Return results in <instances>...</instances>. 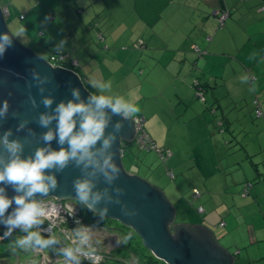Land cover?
<instances>
[{
	"label": "crops",
	"instance_id": "0c3cea01",
	"mask_svg": "<svg viewBox=\"0 0 264 264\" xmlns=\"http://www.w3.org/2000/svg\"><path fill=\"white\" fill-rule=\"evenodd\" d=\"M41 1L50 5L47 0ZM100 1L74 0V7L85 6L78 8L79 19L75 21L84 19L94 25L82 22L79 31L74 23L57 25L56 36L47 37L49 44L78 63L74 71L92 95L113 99L127 95L129 102L140 109L133 118L143 115V127L150 140L159 150L170 152L163 159H182L175 162V170L171 171L176 191L184 197L183 201L191 195V207L196 200L204 211L202 219L193 210L185 212L193 217L187 225L209 230L216 243L232 256L233 264H264V0H119L123 4L108 13ZM35 8L39 9V17L48 10L42 5ZM223 10L229 15L219 26L216 13ZM26 18L24 15L20 21ZM38 34L46 35L41 29ZM60 42H64L62 47ZM138 44L140 48L136 49ZM253 53L255 57L250 58ZM113 63L121 70L114 68ZM98 77L97 84L94 80ZM242 77H247V81L243 82ZM128 78L136 79L135 86L141 90L152 78L166 79L167 85H163L171 86L182 110L178 115L175 104V123L186 138V152L180 145V138L184 144L185 138L179 133L174 134L173 147L166 140L165 145L158 144L163 141L160 122L154 111L145 106L137 89L129 91L132 85L124 82ZM109 81L111 87L101 91V85ZM193 81L204 91L203 102L194 95ZM148 86L152 87L150 83ZM256 100L262 113L259 117L253 103ZM232 109L242 112L231 118L228 113ZM218 111L221 120L216 121ZM187 115L195 121L200 117L199 128L204 137L199 142L190 137L186 121L181 124L177 120ZM146 122L151 125L149 132ZM214 127L219 132L224 130V135H230L229 141L239 146L228 150L224 147L219 156L225 152L226 164L219 159L204 170L200 159L206 156L200 149L207 139L205 132L213 135ZM135 162L137 158H132L131 167L138 169ZM188 167L196 169L201 181L192 189L183 183ZM238 170L242 175L234 173ZM245 183L251 187L245 196H240ZM193 189L199 191L198 197L189 193ZM15 264L21 262L17 259Z\"/></svg>",
	"mask_w": 264,
	"mask_h": 264
},
{
	"label": "water",
	"instance_id": "95a60500",
	"mask_svg": "<svg viewBox=\"0 0 264 264\" xmlns=\"http://www.w3.org/2000/svg\"><path fill=\"white\" fill-rule=\"evenodd\" d=\"M6 14V8L0 7V35L8 34L12 39L11 46L6 47L4 55L0 57V106L5 100L10 105L7 117L0 119V137L4 132L11 130L9 139L19 140L23 144L21 159L34 156L36 149L41 147L59 151L61 146L57 143L58 137L49 145L42 140V135L49 129L55 131L56 122L53 121L49 128H43L38 123L39 116L52 114L53 109L61 102L88 103L92 94L77 73L62 67H52L46 60L21 46L7 29ZM33 71L38 74L39 80L33 78ZM45 78L46 82L40 83ZM41 88L44 89L43 93L40 92ZM73 89L79 91V101L74 100ZM29 97L35 99V107L29 102ZM45 97L53 100L51 108H45L41 103ZM105 111L111 117L106 135L113 132L116 123L122 124L120 132L116 133L117 141L109 150L113 154V161L120 168L118 179L108 184L99 174L95 178L87 177L86 172L91 169L82 173L81 168L70 163L61 172L55 169L46 170V175L56 177L57 188L47 196L36 194L34 199L79 202L73 181L77 178H90L95 184L92 191L101 195V200L95 205L93 212L99 214L102 209L107 208L108 212L104 218L131 228L139 236L143 247L156 259L165 264H233L232 256L216 243L209 230L198 225H174L175 209L164 193L148 181L125 171L122 156L126 145L133 142L134 121L112 115L110 109ZM22 121H27V124L17 131ZM99 146L98 142L97 147ZM63 147L67 148V144ZM0 157L7 163L8 154L3 149H0ZM2 167L3 164H0V168ZM0 187L5 188L9 198L18 195L10 185L0 184ZM117 189L122 192L118 194ZM109 197L112 202H109ZM116 200L120 203H115ZM122 206L129 212L134 211L135 215L125 216L121 212ZM15 207L13 203L5 213V218ZM0 228H5L3 223H0Z\"/></svg>",
	"mask_w": 264,
	"mask_h": 264
},
{
	"label": "clouds",
	"instance_id": "9594fccd",
	"mask_svg": "<svg viewBox=\"0 0 264 264\" xmlns=\"http://www.w3.org/2000/svg\"><path fill=\"white\" fill-rule=\"evenodd\" d=\"M24 31V28H20L16 36H21ZM63 43L61 42V47ZM11 44L12 39L8 34L0 35V57L4 55L6 47L11 46ZM254 57L255 53L250 58ZM65 69L74 71L72 68ZM32 75L34 79L39 80L35 71ZM46 80L47 78L41 80L40 83H44ZM242 81L246 82L247 77H242ZM110 87L111 81L106 85H101L100 90L103 91ZM43 91L44 89L41 88L40 92L43 93ZM72 96L74 100H80L78 90L73 89ZM29 102L32 107L36 106V101L32 97H29ZM41 103L45 108H51L53 100L45 97ZM9 107L8 101H3L2 106H0V119L7 117ZM105 109H110L112 115H118L124 120H131L140 111L135 104L121 97L113 99L105 95H92L88 103L83 101L76 103L73 101L61 102L53 109L52 114H41L38 118V123L43 128H49L53 121L56 122L55 131L49 129L42 135V140L46 145H49L53 139L58 137L57 143L61 146L60 150L53 151L50 147L37 148L34 156L27 159H21L20 156L23 151V144L19 140L9 139L12 135L11 130L4 132L3 136L0 137V149L8 154L7 163H4L3 158L0 157V164H3V167L0 168V184L10 185L18 193V195L9 198L5 188L0 187V223H3L7 229L2 238L7 239L17 228L26 234L13 241L11 246L13 252H16L17 249L24 251L30 249L43 250L58 243L55 237L45 239L39 231L32 230L42 225L45 219L56 214L55 209H46L41 202L34 199L36 194L47 196L50 191L54 192L57 188L56 177L46 175V170L55 169L57 172H61L71 163L75 167L81 168L82 173L91 169V171L86 172L87 177L95 178L99 174L108 184L118 179L120 168L113 161V154L109 150L116 143V133L120 132L122 124L116 123L113 132L106 135L111 117ZM26 124L27 121H22L18 125L17 131L22 130ZM98 142L99 147H97ZM65 144H67V148L63 147ZM90 178L75 179L73 187L80 204L86 205L90 211H93L95 205L100 202L101 195L92 191L95 184ZM116 191L118 194L122 192L121 189ZM109 202H112L111 197H109ZM13 203L16 207L5 218V213ZM115 203L119 204L120 201L116 200ZM107 212V208L99 212L100 220L104 219ZM121 212L125 216L135 215L134 211L129 212L123 206ZM77 236L79 241L77 246L62 249V255L67 264H80L81 257L91 259L93 264H97L102 257L97 254L96 249L84 247L89 245L91 240L89 229H77ZM127 238L125 237V241Z\"/></svg>",
	"mask_w": 264,
	"mask_h": 264
},
{
	"label": "rangeland",
	"instance_id": "374dc122",
	"mask_svg": "<svg viewBox=\"0 0 264 264\" xmlns=\"http://www.w3.org/2000/svg\"><path fill=\"white\" fill-rule=\"evenodd\" d=\"M48 3L51 6L50 8L46 5L47 3L45 1L41 0H0V7L6 8L7 14L5 16V22L8 31L10 34L14 37V39L24 48H27L28 50L32 51L35 55L39 56L40 58L47 60L49 56V50L53 51L54 53L62 52L57 51L56 47H53L49 44L50 41L47 40L48 35H50L51 38L55 37L58 32V26L57 25H73L76 24L78 27L77 31H79L82 28L80 25L82 22L84 25H94L93 23H85L84 19H82L81 22L75 21L79 19L78 14V8H84L85 6H79L74 7V0H55V4L52 0H47ZM86 1V0H84ZM44 2V3H43ZM100 5H104L106 7L107 13L115 11L117 8H119L123 2L119 0H101L99 2ZM37 5L44 6L48 10H45V15L43 17L37 16L36 12L39 10L38 8H35ZM53 5V9H52ZM69 7V8H68ZM57 8V11L55 10ZM49 11L48 13H46ZM22 13L25 16H27L25 21H20L18 16ZM114 18H117L116 14H112ZM52 17V18H51ZM112 17V18H113ZM119 17V15H118ZM125 18V16H124ZM123 18V19H124ZM38 20V21H37ZM116 20V19H114ZM28 25H35V26H28ZM53 25V26H50ZM38 26V27H37ZM50 27V28H49ZM20 28H24L25 31L21 36H16L17 31ZM43 30V32L46 33L45 36H41L38 34L39 30ZM38 34V35H37ZM41 34V33H40ZM92 42V40H91ZM55 45V43H53ZM140 44L136 46V49L140 48ZM50 46V47H48ZM61 46V42H60ZM63 53V52H62ZM95 64V63H94ZM114 68H117V70H121V66L117 65L116 63L112 64ZM160 68V67H156ZM125 71V70H124ZM122 76V75H121ZM100 81V77L96 78L94 82L97 84ZM124 82H127L128 85H132V89H129V91H133L135 88L139 92V94L142 96V99H144V103L146 107H150L154 111V116L159 120L161 125V138H163L162 142H159L158 144L165 145V142L167 141L172 147L175 145L174 139L175 135L180 134L181 127H178L175 123V104H176V98L175 93H173L171 86L165 87L163 84H166V79H160V78H152L149 80V82L144 83V88L141 90L140 87H136L135 83L138 82L134 78H128L125 79ZM133 82V83H132ZM149 83L151 84V88L148 86ZM167 85V84H166ZM196 81H193L192 86L195 87ZM195 96L198 100L201 102L204 101V91L199 86L198 89H195ZM117 93H115L116 95ZM114 95V93L110 94ZM131 95V94H128ZM202 96V99L199 96ZM126 101H130L129 97L127 95L121 96ZM175 98V100H174ZM178 106L177 114L181 115L182 110L179 106V103L176 104ZM242 112L240 109H232L228 115H230L231 118L237 117L238 113ZM140 114V113H137ZM255 115V114H253ZM242 116V115H241ZM140 118H143L144 116H138ZM198 119L200 117L198 116L196 118V121L193 119H189V115L181 119L178 117V121L181 122V124L186 121L187 123V130L190 133V137L195 142H199L204 137V132L199 128L200 124ZM144 120V119H143ZM215 120H221V111H218V113L215 115ZM146 130L149 132L151 129L150 123L148 122L144 123ZM183 129V128H182ZM170 132V134H167ZM225 131L219 132L217 128H213V135H211L210 131L207 133L205 132V136H207V139L205 141L204 148H201V150L204 149L205 153L204 155L206 158L200 159V163L202 165V168L204 170H207L210 166H212L213 162H216L217 160H221L226 164V154L223 152V154L220 155V150H228V149H234L239 146V144H236L233 140L229 141L230 135H224ZM180 136H183L180 134ZM185 138V137H184ZM180 145L182 146V149L186 152L187 147V141L185 138V144L182 141V138H180ZM166 140V141H165ZM228 140V142H227ZM185 145V148L183 147ZM217 146L215 148L214 146ZM213 151L217 152V155H212ZM137 158L138 169L132 168L131 166V159ZM182 159H178L175 156H172L171 158L163 159L160 158L159 155L151 150H140L135 144H129L127 145L125 149V153L122 156V165L125 171L129 174H134L139 176L140 178L148 181L151 185L155 186L156 188L160 189L164 194L166 195L167 199L172 203L174 209H175V217H174V223L175 224H191L189 221L193 219L192 215H187V212H191V210L196 212V215L202 219V213L203 208L198 207L199 201L194 200L193 206L191 207V195L185 201H183V198L179 191H176V188L174 186L175 181L174 179L169 175L170 171L175 170L174 165L175 162H179ZM234 173L242 175V172L240 170L235 171ZM184 180L183 183L185 185H189V189H192L194 184L201 182L196 169L193 168H186L184 170ZM246 183L244 184V186ZM164 188V190H163ZM193 192L194 197L199 196V191L197 189L189 190ZM194 191L197 192L196 195H194ZM243 187L240 191V196L242 195ZM182 200V202H180ZM177 202H180L177 206ZM65 207H70L73 210L75 214L80 216L81 210L77 207H74V205L69 204V202L65 201L62 202ZM74 203H78L74 201ZM75 208H77L75 210ZM201 210H198V209ZM207 209L205 208V211ZM186 212V213H185ZM202 212V213H201ZM201 214V215H200ZM195 216V215H194ZM76 217V216H75ZM82 216H80L81 218ZM77 218V217H76ZM197 219V217L195 216ZM213 219L216 217L213 215ZM83 221V217L81 218ZM219 220V219H218ZM217 220V221H218ZM109 227L101 228L94 226L89 228L88 223H85L84 221L80 223V228H88L90 229V236L91 240L89 245L93 247H97V251L101 253V256L109 257L112 262L113 259H122L127 264H144L141 260V258L134 256L131 251L135 250L137 253L142 252V249L139 243V238L134 233V231L131 228L125 227L118 223L117 221L110 220L107 222ZM224 224V223H223ZM44 223L40 226H43ZM92 225V224H91ZM214 226H216L214 224ZM55 226H53L54 228ZM72 231L77 230V227H72ZM213 234L217 235L218 233L212 229ZM129 234H131L129 236ZM26 235L25 233L21 232L17 234L16 237L12 238L11 240H8L6 242L0 243V264H15L17 259L21 262V264H24L27 262V264H44L43 262L47 260L46 257H49L50 259H54L56 257L63 258L62 252L53 245H51L47 249H30L28 251L17 249L16 252H13L11 250V246L13 241L20 236ZM51 236L55 237L58 241V243L62 244V246L68 242V247H75L78 245V236L77 232H75L72 236H63L61 234V228H55L54 231L51 232ZM218 236V235H217ZM125 237H128L125 241ZM73 246H72V245ZM93 244V245H92ZM85 248H88V246H84ZM98 254V253H97ZM141 259V260H140ZM55 264L58 263L57 261H54ZM101 263V262H100ZM97 263V264H100ZM92 264V263H91ZM103 264V263H101Z\"/></svg>",
	"mask_w": 264,
	"mask_h": 264
},
{
	"label": "built area",
	"instance_id": "2783aa9c",
	"mask_svg": "<svg viewBox=\"0 0 264 264\" xmlns=\"http://www.w3.org/2000/svg\"><path fill=\"white\" fill-rule=\"evenodd\" d=\"M229 15V11L227 10H223L220 11L219 13H216V17H217V21L219 23V26H222L224 21L227 19ZM22 18V16L20 17V19ZM69 58L68 54H63V53H55V54H50L48 57L47 62L52 66V67H64L62 64L65 63L66 59ZM70 63L72 66H76L77 62L75 60H70ZM202 99V96H199ZM254 106H255V114L256 116H261V109L259 106L258 101H254ZM134 121V127H135V135L133 138V142L134 144L140 149V150H147V151H155L160 158H164L167 155L170 154L169 151H163V150H159L154 143L150 140V138L148 137V135L146 134L144 127H143V118H132ZM169 175L173 178V174L171 172H169ZM251 185L250 184H246L243 187V195L245 196L246 193H248L249 189H250ZM197 192L194 191V195H196ZM39 202H41L46 209H55V213L54 215H52L51 217H49L48 219L44 220V227L39 226L38 228H34V230L39 231L41 235H46V236H51V232L55 230V228H61V234H63V236H72L75 232H77V230L72 231L71 228L72 227H77V229L80 228V223H82V219L80 217L77 216V214H75L74 212H72L71 210H73L70 207H65L64 204L61 201H57L54 199H45V200H39ZM71 210H69V209ZM198 210H201L200 208ZM77 218H76V217ZM53 226H55L53 228ZM220 226H223V223H220ZM93 227V225H89V228ZM90 230V229H89ZM7 231L6 227L5 228H0V241L3 240V236L4 233ZM21 231L19 228L15 229L13 233H17ZM72 245V244H71ZM93 245V244H92ZM73 246V245H72ZM88 247H92L90 245H86ZM68 247V242H66L63 246L62 244L59 245V250L60 252H62V249ZM92 248L96 249V252L98 253L99 256H101V253H99L97 251V247L93 245ZM102 259L100 261H98L97 263L102 262L103 257L101 256ZM47 260L44 261V264H55L54 261H57L58 263L56 264H67L65 258H59L56 257L54 259H50L49 257H46ZM93 264V261L91 259L88 258H84L81 257L80 260V264Z\"/></svg>",
	"mask_w": 264,
	"mask_h": 264
},
{
	"label": "trees",
	"instance_id": "16d2710c",
	"mask_svg": "<svg viewBox=\"0 0 264 264\" xmlns=\"http://www.w3.org/2000/svg\"><path fill=\"white\" fill-rule=\"evenodd\" d=\"M50 8V7H49ZM53 9V8H52ZM22 16V18L20 19V20H23L24 19V14L23 15H21ZM20 16V17H21ZM42 34V33H41ZM50 54H55L54 52H49V55ZM61 54V53H60ZM65 54V53H64ZM66 54H68V53H66ZM70 60H72L70 57L68 58V59H66L65 61V63H63L62 65L65 67V68H73V70H74V68H76V67H74V66H72L71 65V63H70ZM199 84L196 82V85H195V89H198L199 88ZM87 89V88H86ZM131 144H134V142H132ZM126 147H127V145H126ZM126 148H124V150H125ZM147 151V150H146ZM171 172V171H170ZM74 207H77V208H79L80 210H81V212H80V216H82L83 217V221L85 222V223H88V224H92V225H94V226H97V227H101V228H105V227H109V225L107 224V222L108 221H110V219H106V218H104L103 220H100V218H99V215L98 214H96V213H94L93 211H90L85 205H82V204H80V202H78V203H74ZM77 208H75V210L77 209ZM78 217H80L79 215H77ZM81 217V218H82ZM41 227H44V226H41ZM32 230H34V229H32ZM34 231H36V230H34ZM22 231H19V232H17V233H13V234H11L9 237H7V239H3L2 241H0V243H3V242H6V241H8V240H11L12 238H14V237H16L17 236V234H19V233H21ZM41 235V234H40ZM43 238H45V239H48V238H50V237H52V236H46V235H41ZM138 238H139V236H137ZM139 240H140V238H139ZM139 243H140V246H142L141 247V249H142V252H136L135 250H133V251H131V253L134 255V256H136V257H139V258H141L140 260L144 263V264H165V263H163L162 261H160V260H158V259H156L148 250H146L144 247H143V245H142V243H141V240L139 241ZM59 245H60V243H56V244H54L53 246L55 247V249H59ZM113 261L114 262H112L111 261V259H109V257H103V260H102V263L103 264H127L126 262H124L122 259H113ZM101 264V263H100Z\"/></svg>",
	"mask_w": 264,
	"mask_h": 264
},
{
	"label": "flooded vegetation",
	"instance_id": "af4514ba",
	"mask_svg": "<svg viewBox=\"0 0 264 264\" xmlns=\"http://www.w3.org/2000/svg\"><path fill=\"white\" fill-rule=\"evenodd\" d=\"M61 202H64V201H61ZM67 202H69V204L74 205V202L73 201H67Z\"/></svg>",
	"mask_w": 264,
	"mask_h": 264
}]
</instances>
